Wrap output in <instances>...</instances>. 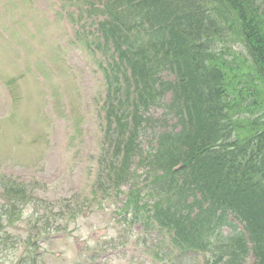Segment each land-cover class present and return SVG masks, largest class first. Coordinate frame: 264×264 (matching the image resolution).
Instances as JSON below:
<instances>
[{"label":"trees","instance_id":"trees-1","mask_svg":"<svg viewBox=\"0 0 264 264\" xmlns=\"http://www.w3.org/2000/svg\"><path fill=\"white\" fill-rule=\"evenodd\" d=\"M107 2L101 29L118 57L109 79L119 179L138 156L145 173H155L152 185L175 184L176 194L193 198L191 214L178 204L171 213L154 205L153 217L178 239L218 248L221 226L237 221L242 230L230 239L238 245L222 246L210 264H242L249 252L253 264H264V0ZM163 70L173 79L163 81ZM162 105L182 125L157 131L151 158L137 139L152 123L150 107Z\"/></svg>","mask_w":264,"mask_h":264},{"label":"rangeland","instance_id":"rangeland-1","mask_svg":"<svg viewBox=\"0 0 264 264\" xmlns=\"http://www.w3.org/2000/svg\"><path fill=\"white\" fill-rule=\"evenodd\" d=\"M90 2L0 0V182L33 186L20 220L0 226V264H205L203 253L174 250L167 230L118 215L134 185H122V193L103 191L106 108H100L104 86L97 68L107 53L81 45L103 17L90 11ZM29 66L48 75L44 91L51 99ZM62 105L70 112H61ZM161 112L151 110L154 118ZM166 118L144 129L139 140L145 154L152 152L157 128L176 125L171 114ZM144 179L137 177L136 187ZM3 197L0 187V206Z\"/></svg>","mask_w":264,"mask_h":264}]
</instances>
